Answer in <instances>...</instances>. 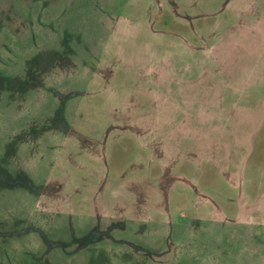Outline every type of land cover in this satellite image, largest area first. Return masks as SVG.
Segmentation results:
<instances>
[{"label":"rangeland","instance_id":"obj_1","mask_svg":"<svg viewBox=\"0 0 264 264\" xmlns=\"http://www.w3.org/2000/svg\"><path fill=\"white\" fill-rule=\"evenodd\" d=\"M0 264H264V0H0Z\"/></svg>","mask_w":264,"mask_h":264}]
</instances>
